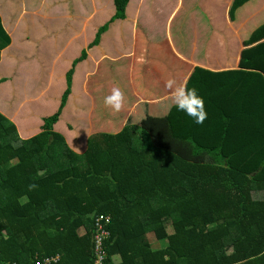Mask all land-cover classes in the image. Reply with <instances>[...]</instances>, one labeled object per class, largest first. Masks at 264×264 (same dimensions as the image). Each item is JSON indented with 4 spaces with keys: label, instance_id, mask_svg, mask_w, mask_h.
<instances>
[{
    "label": "trees",
    "instance_id": "obj_1",
    "mask_svg": "<svg viewBox=\"0 0 264 264\" xmlns=\"http://www.w3.org/2000/svg\"><path fill=\"white\" fill-rule=\"evenodd\" d=\"M129 1L114 0L112 22L126 18ZM251 1L233 0L230 19L236 21L238 10ZM108 25L98 29L89 49L100 44ZM246 31L251 34L244 42L242 65L264 72V24L240 30V35ZM6 38L0 60L10 43ZM86 58L84 49L68 71L60 109L44 119L36 135L20 139L16 124L0 114V264L55 257L60 258L57 264H92L99 215L110 218L109 236L103 239L105 264H264V201L256 200L264 193L261 103L248 111L254 117L244 139L250 151H239L238 139L245 131L243 125L231 124L230 117L199 124L217 130L220 140L213 145L188 137L194 156L206 153L215 163L189 160L160 146L147 126L134 123L115 133L90 135L79 154L54 129L73 93L74 68ZM209 84L205 100L211 104L225 91L214 94ZM238 105L231 111L218 107L224 115ZM104 108L108 114L110 109ZM167 127L161 126L162 131ZM232 134L231 146L237 149L224 152ZM161 241L167 245L159 246Z\"/></svg>",
    "mask_w": 264,
    "mask_h": 264
},
{
    "label": "crops",
    "instance_id": "obj_2",
    "mask_svg": "<svg viewBox=\"0 0 264 264\" xmlns=\"http://www.w3.org/2000/svg\"><path fill=\"white\" fill-rule=\"evenodd\" d=\"M25 1L26 0H0V19L2 24V29L0 27V47L4 46L7 39L6 36L10 39L9 45L1 51L0 114L17 124L18 131L22 136L24 133V125L21 121L16 119L12 111L14 106L12 102L10 104V101L14 97L15 79L18 73L21 71L23 75H25L24 71L29 68L23 62H27L29 59L33 58L30 53L21 54L28 50L26 46L29 45L31 47L30 52L33 54H40L42 59L53 60L51 69H49L51 79L46 89L57 86L55 71L58 67L62 68L65 66L64 76L67 77L73 62L80 56L77 55L71 62L64 65L61 59L62 51L61 49L59 51L57 50L58 42H55L54 45L52 44L53 42H45V34L41 31L45 30V23L43 24L42 22L41 25L38 22L37 24L34 23V25H30L29 23L23 24L20 22L22 17L21 11L23 12L25 10L24 6L29 4V2L24 4ZM108 1H110V5L112 6L111 9H113V6L115 7L114 0H105L104 2ZM232 1L233 0H130L132 5L137 4L136 10H132V5L127 6L126 9V18L129 17L133 19L130 25L131 28H123L124 30L119 32L120 34L116 37V44H112L113 47H110V49H107V46L110 45L104 42L105 39L103 42H100L98 45L102 48V54L99 55L100 57L94 55L96 47L87 48V58L78 63L74 68V86L77 83L75 77L79 78L80 73L84 71L82 83L83 86H85L83 89L87 90L85 102L91 104V106H89L90 111L94 109L95 99L88 94L91 82H88V77L93 78L97 68L101 65H106L108 71L111 72V74H109V79L114 76L112 73V66H116L122 71L121 74H123L124 77L122 92L123 94L131 93V91L134 93L137 99L134 104L139 101L135 107L146 106L149 107L148 110H151L152 107L160 105L161 107H166V110H170V106L172 105L170 101L165 103L164 97H167V95L164 96L161 94V90L168 87L167 84L169 81H175L176 83L186 82L189 87H195L196 89H199L201 84L211 83L213 86L214 82H218L223 88L213 89L214 94H216L215 91L217 90L221 92L225 91V93L220 99L217 95L211 104L205 103V108L208 109V123L223 122L222 116H224V118L230 117V120L235 118L236 116H233V113L230 112L231 109L236 107L237 104H240L243 100H245L246 103L248 97L253 99L254 95L248 93L253 91L255 86H261V88L264 89V72L256 69H249L247 67L244 68L242 65V51L244 49L242 50L240 48L241 44L244 45L245 40L248 39L251 34V31H246L245 35L241 36L240 30L255 29L260 27L261 24H264V0H252L246 6L238 10L236 21H232L229 17V9L232 5ZM89 2H91L90 9L93 11L91 16L87 11V15H84V17L75 16L71 18L70 25L72 23L74 25L71 26V28H76L77 21H81L82 26L84 24H89L86 19H90V21L93 20L96 10H99L100 13L103 12L104 8L95 7L96 10L93 8L95 6L94 4L97 5L96 0H89ZM80 3L82 4L83 2ZM71 5L72 7L75 6V2L74 5ZM77 10L78 9H75V11ZM16 13L19 14L17 17L15 16ZM109 17L110 15H108L103 22L109 21ZM50 19L55 21L53 20L54 17ZM121 21L122 20L119 19L113 22L110 20L109 29L102 35L109 33L111 36V34L114 33V28H117L114 23L116 22L118 24L119 22L121 23ZM54 24L56 23L54 22ZM226 30H229L230 33V36L227 37L230 46L226 49L223 47L221 49L220 44H222L223 39L226 37L224 34L228 33ZM43 34L44 37L40 38ZM35 38L39 40L36 41L34 40ZM236 40H238V42ZM34 42L39 43V49L36 48ZM117 45H119L118 53L115 52ZM55 49L56 53H52L50 57L45 56L43 53L54 51ZM91 61L92 64L90 63ZM43 68L47 69L44 66ZM128 76L134 78L135 86L132 83L131 90L127 89L126 80ZM172 77L174 78L172 79ZM202 78L203 81H201ZM165 79L167 81H164ZM153 82L157 84L152 86ZM142 84L144 89H142ZM147 84H151L149 89ZM117 86L109 84L110 88ZM250 87H252L251 90H249ZM240 88H244V93H241L239 90ZM168 89L170 91H168L167 94L171 92L169 87ZM23 90L25 91L24 88ZM44 91L45 90H43V93ZM107 93H109V91ZM136 93H138L139 96ZM142 93H148L150 96L156 97H149ZM164 93H166V90ZM73 95L74 91L70 101L74 100ZM124 101H127V99H124ZM26 102H29L26 105L28 108H33L31 106L34 104L33 101H25V103ZM69 105L70 104H68L67 109ZM125 105H127V102H125ZM218 106L230 111H227L223 115ZM122 107L124 108V105H122ZM171 108L170 111L172 114L175 107L172 105ZM249 115L253 117V113ZM161 118L165 120L164 116L159 117V119ZM247 122L252 124L254 120L247 118ZM106 125L109 124L107 123ZM146 125L151 130L156 144L171 149L189 160L214 163L215 160L206 153H201L197 156L193 155L190 142L186 140L190 135L185 136V133H182V135L177 134L174 137V139L178 140L176 146L165 145L163 143L165 140H172L170 137L166 136L170 133V127L168 126L165 132L160 131V129L156 132L155 126H148V122ZM202 128L205 129L206 127L204 126ZM208 129V132H217L215 129ZM191 135H194V132ZM185 141L187 142L184 143ZM210 143L211 141L202 144L210 145ZM207 157L214 161H206ZM243 168L245 170L252 169L245 166H243Z\"/></svg>",
    "mask_w": 264,
    "mask_h": 264
},
{
    "label": "rangeland",
    "instance_id": "obj_3",
    "mask_svg": "<svg viewBox=\"0 0 264 264\" xmlns=\"http://www.w3.org/2000/svg\"><path fill=\"white\" fill-rule=\"evenodd\" d=\"M85 1L86 0H26L24 4H27L28 2L29 4L24 6L25 10L23 12L21 11L22 17L20 22H22L23 24L29 23L30 25H34V23L37 24L38 22L39 24H41L42 22L43 24L45 23V30H41L45 34V42H53L52 43L53 45L55 42H58L57 50L59 51L61 49L62 51L61 59L63 64L65 65L66 63L71 62L77 55L79 56L82 50L87 49L91 45L92 43L91 41H93L94 38L96 37V32H98L97 29L103 27L106 24H109L111 18H113V16H115L116 14V7L113 6V9H111L112 6L110 5V1L104 2L105 0H96L97 5L94 4L95 6L93 8L94 9L95 7L104 8L103 12L100 13L99 10L95 9L96 11L94 13L95 14L94 19L91 21L90 19H86V21H88L89 24L86 25L84 24L82 26L81 21H77L76 28L75 27L71 28V26H74L73 23L70 25V20H72L71 18H74L75 16L84 17V15H87V11L91 16L93 12L92 9H90L91 2L87 0L85 3ZM74 2H75V6L72 7L71 4L74 5ZM80 2L83 3L81 4ZM129 5H132V2L127 4V6ZM136 8H137V4H133L132 10H136ZM75 9L78 10L75 11ZM18 15H19L18 13L15 14L16 17ZM108 15H110V17L108 18V20L109 19L110 20L104 23L103 21ZM52 17H54L53 20L55 21H52L50 19ZM54 22L56 24H54ZM132 22L133 19L129 17H127L125 20H122L121 23L119 22L117 24L115 22L116 24L114 23V25L117 26V28H114V33H112L111 36L109 33L102 35L100 42H103V40L105 39L104 42H106L107 45H110L107 46L108 47L107 49H110V47H113L112 44L114 45L116 44L117 42L116 37H118V35L120 34L119 32L123 31L124 30L123 28H127V27H128L127 29L131 28L130 25L132 24ZM41 25H37V26H41ZM226 31H228V33L224 34V36L226 37L223 39L222 44H220L221 49L222 47L226 49L230 46L227 39V37L230 36V33L229 30ZM44 34L40 38L44 37ZM109 39H111L112 41ZM34 40L38 41L39 39L35 38ZM236 41L238 42V40ZM34 44L36 45V48H38L39 43L34 42ZM26 47L28 48V50L22 52L21 54L30 53L33 56V58L29 59L27 62H23L29 68L24 71L25 75H23L21 71L18 73L15 79L14 97L10 101V104L12 102L14 106V108H12V111L14 112L16 119L21 121L24 125L23 126L24 137L20 134L17 127V131L20 139H28L42 130L44 119H49L57 114L62 104V97L67 89V77L64 76L65 66H63L62 68L58 67L57 70L55 71L57 86L51 89H46L47 86H49V82L51 79L49 75V69H51V64H53V60H44L40 57V54L31 53L30 52L31 47L29 45H27ZM118 47L119 45L116 46V50H115L116 53H118ZM240 48L242 50L246 49V47L242 44ZM43 53L45 56L50 57L52 53H56V49L54 51L43 52ZM101 54H102V48L100 46H97L94 51V55L99 56ZM90 63L92 64V61ZM43 66L46 67L47 69H44ZM93 66H94V62H93ZM107 68L106 65H101L97 68L93 78L88 77L89 79L88 82L91 81L89 86V91L96 94V96L93 97L95 99L94 109L90 111L89 106H91V104L85 102L86 100L85 95L87 93V90L83 89L85 87L83 86L82 83L84 79L82 78L84 77V71H83L82 73H80L79 78L75 77L77 83L75 84V86L73 84V88H72V90L74 91V95H73L74 100L71 101L69 100V102L67 103V106L68 104H70L68 109L65 110L61 120L57 121V123L55 124L54 130L64 134L66 136V141L68 146L73 150H75L77 153L80 154L85 151V149L87 148V139L90 135L100 131H108L115 133L118 132L124 125H130L131 123L132 124L142 123L145 124V126H147L146 123L148 122V126L153 125L156 127V132H158L159 129L160 131H162L161 126L163 125L169 126L170 133H168L166 136L170 137L172 140H165L163 142L165 145L176 146L178 140L174 139V137L177 134L182 135V133H185V136H189L194 132V139L201 145L202 143H208L209 141H211L210 145H213L214 143L220 140L218 136L213 135L214 131L208 132L207 128L201 129L200 128L201 125H195L194 127V123L192 122L191 118L187 117L183 112H178L176 111V109H174L171 114L170 110L172 109L171 108L172 105L170 106V110H166V107H161L160 105L158 106L155 105L156 107L151 106L152 107L151 110H148L149 107L146 106L135 107V105L139 103V101L134 104V102L137 99L134 93H132V91L131 93L124 94V99H127V105L124 110L120 108L119 111H116L113 110L111 107H106L103 103L102 97H103V93L105 96L106 93L108 91L110 92V90L112 89L109 87V84H112V86H117L118 83L117 87H119L121 90L122 87L124 86V77L123 74H121L122 71L116 66H112V73L114 76L109 79V74H111V72L108 71ZM173 78L174 77H172V79ZM164 81L167 80L165 79ZM201 81H203V78ZM132 83L134 84V78H132V76H128L126 80L127 89L131 90ZM155 84L157 83L153 82L152 86H155ZM147 86L149 89L151 87V84H147ZM209 86L212 87V84L210 83ZM205 87L206 84H203V87L201 89ZM23 88L25 89V91L23 90ZM220 88H223L221 84L218 82H214L213 89H220ZM251 88L252 87H250L249 90H251ZM142 89H144L143 84H142ZM43 90H45L44 93ZM165 90L166 93H164ZM200 90L198 89V92L203 97L204 102L206 103L207 101H205V95L208 94V88L206 87L205 90L202 92H200ZM239 90L241 91V93H244L245 91L244 88H240ZM168 91H170L168 87L166 89H162L161 94L164 96L165 95L169 96L170 92L167 94ZM136 94L139 96L138 93ZM142 94L149 97H156V96H150L148 93H142ZM248 94L254 95L253 99L248 97L246 103L245 100H243L238 105L235 112H233V116L236 117L233 118V120L231 121V124L233 123V125L237 124L239 125V127L240 125H243V130L245 131L244 134H241L238 139L239 143L241 144V148L239 150L240 152L244 149H246L247 151L251 150L248 148V146H246L247 142H244L245 137H248L250 133L248 129V125H250V123L248 122L246 123L245 119L251 118L254 120V117H250V115L248 114L249 109L255 110L258 107L259 103H261V119L262 120L264 119V89H261V91L259 92L257 90V87L255 86L253 88V91H250ZM222 95L223 94H221L219 98H221ZM25 101H33L34 104L33 105L30 104L33 108H28L26 105L29 102L25 103ZM165 103H167V101ZM122 105H125V101ZM104 107H106L108 110L110 109L108 114H106V110ZM206 111H208V109H206ZM162 116L165 117L164 121L159 119V117ZM208 119L209 117L207 116L203 124L206 125ZM110 120L115 124L110 123ZM105 122L109 123V125H106ZM233 137L235 136H233L232 134L230 140L226 144H224V152L228 151L230 153V151L232 150L236 151L237 148L231 146L233 143L232 141ZM186 140L188 141V139ZM187 141H185L184 143H186ZM240 144L237 147H240ZM207 145L208 144H205V146ZM190 147L193 149L192 142H190ZM253 154L254 153H251V155ZM253 156L255 157V161H257L258 160L256 159L257 155H253ZM212 158L215 160L214 157ZM238 158L241 159L239 155ZM214 160L208 157L206 158V161L209 162H213ZM36 163L38 164V162ZM233 163H235V161H231V164ZM39 168L42 169V165H39ZM256 200L264 201V193H261L260 198L256 195ZM149 236L152 238V241L156 242V245H158L157 244L158 241L155 238L154 233L148 232V237ZM166 245H167L166 241H161L159 243V246L162 247Z\"/></svg>",
    "mask_w": 264,
    "mask_h": 264
},
{
    "label": "clouds",
    "instance_id": "obj_4",
    "mask_svg": "<svg viewBox=\"0 0 264 264\" xmlns=\"http://www.w3.org/2000/svg\"><path fill=\"white\" fill-rule=\"evenodd\" d=\"M167 86L171 89L170 95L165 97V101L175 107L176 111L183 112L192 122L199 125L207 118L205 102L199 94L198 89L189 87L186 82L176 83L169 81ZM124 102V94L119 87H113L110 92L104 96L103 103L106 107L119 111ZM30 188L35 185H30Z\"/></svg>",
    "mask_w": 264,
    "mask_h": 264
},
{
    "label": "built area",
    "instance_id": "obj_5",
    "mask_svg": "<svg viewBox=\"0 0 264 264\" xmlns=\"http://www.w3.org/2000/svg\"><path fill=\"white\" fill-rule=\"evenodd\" d=\"M110 223L108 216L99 215L94 222V262L92 264H105L107 253L103 246V239L109 236L106 226ZM59 257L43 258L36 260L33 264H57Z\"/></svg>",
    "mask_w": 264,
    "mask_h": 264
}]
</instances>
